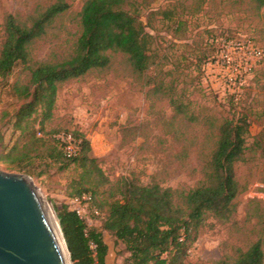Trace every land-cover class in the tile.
I'll use <instances>...</instances> for the list:
<instances>
[{
  "label": "rangeland",
  "instance_id": "1",
  "mask_svg": "<svg viewBox=\"0 0 264 264\" xmlns=\"http://www.w3.org/2000/svg\"><path fill=\"white\" fill-rule=\"evenodd\" d=\"M87 1L0 0V52L7 16L25 23L58 2L69 6L32 45L30 63L17 64L8 78L0 79V153L19 140L14 113L21 103L14 85L29 82V66L62 62L74 54ZM139 1L136 12L153 36L148 73L134 74L126 56L113 54L108 69L93 70L61 88L46 128L84 134L91 155L111 181L126 176L141 185L171 188L176 205L182 206V194L207 181L220 125L246 119L250 124L246 161L236 168L246 189L236 198L237 212L228 222L207 214L186 259L198 264L234 262L240 251L258 240L264 249V225L259 220L264 213V154L254 146L264 132V63L256 60L252 68L241 64L244 80L235 104L228 103V79L235 72L209 63L218 55L214 56L213 40L220 36L230 38L219 39L220 49L228 41L227 52L237 57L249 56V50L244 48L240 56L230 45L246 47L255 40L258 47L264 46V6L257 11V0ZM178 107L185 113L178 114ZM18 142L22 147L24 140ZM60 166L38 159L30 166L32 173L17 172L3 163L0 170L30 176L58 216L56 207L68 206L78 186L74 180L81 173L75 164L64 170ZM105 190H98V203L108 199ZM102 222L90 217L88 229L100 230ZM104 240L114 264H124V245L108 232Z\"/></svg>",
  "mask_w": 264,
  "mask_h": 264
},
{
  "label": "trees",
  "instance_id": "2",
  "mask_svg": "<svg viewBox=\"0 0 264 264\" xmlns=\"http://www.w3.org/2000/svg\"><path fill=\"white\" fill-rule=\"evenodd\" d=\"M145 1V0H143ZM257 11L264 0H257ZM139 0H88L81 13L82 32L74 54L58 63H37L29 66L30 80L17 82L14 92L21 103L14 113V132L19 140L5 153H0V163L23 173H32L35 160H50L59 164L60 170L75 164L81 173L74 180L77 188L71 199L84 195L90 197V207H95L102 218L100 230L88 229L68 204L56 207L63 233L74 264H107L109 253L104 234H112L116 242L124 245V264H198L186 259L196 241L199 229L207 214L221 222L230 221L237 212L236 198L245 191L236 168L244 163L247 151L246 137L250 124L246 119L225 120L219 127V140L212 153L205 184L182 194V206L175 203L176 193L158 184L141 185L122 176L111 181L106 172L91 155V144L82 133L69 130H47L54 113L56 99L64 85L84 77L93 70H105L111 65L113 54L127 57L134 74L144 76L152 66L150 48L153 36L137 14ZM65 3H56L45 11L20 23L12 15L5 20V38L0 52V79L8 78L17 64L28 65L31 48L55 18L67 11ZM220 36L213 40L215 54L220 51ZM232 39V38H231ZM257 45L258 42H253ZM264 50V46H260ZM204 60L203 68L211 60ZM264 63V61H263ZM238 97L229 96L228 103L235 104ZM174 105V104H173ZM178 114L185 112L178 107ZM71 135L76 152L68 156L63 136ZM264 154V132L254 142ZM107 187L108 199L98 203V190ZM259 220L264 225V213ZM87 230V234H86ZM96 245L97 260L90 249ZM216 264H264L262 240L240 251L234 262Z\"/></svg>",
  "mask_w": 264,
  "mask_h": 264
},
{
  "label": "water",
  "instance_id": "3",
  "mask_svg": "<svg viewBox=\"0 0 264 264\" xmlns=\"http://www.w3.org/2000/svg\"><path fill=\"white\" fill-rule=\"evenodd\" d=\"M0 264H74L60 220L32 178L2 170Z\"/></svg>",
  "mask_w": 264,
  "mask_h": 264
},
{
  "label": "built area",
  "instance_id": "4",
  "mask_svg": "<svg viewBox=\"0 0 264 264\" xmlns=\"http://www.w3.org/2000/svg\"><path fill=\"white\" fill-rule=\"evenodd\" d=\"M227 43L229 42L227 41ZM227 43L223 41L222 44L223 46L221 45L222 47L220 49V52L218 53V55L215 56L214 60L209 63V65L215 68L233 69L235 74L233 77H229L228 79L230 83V85H228V90L231 95L238 97L239 90L242 87L241 84L244 80V75L241 72L242 70L241 64L244 63L245 67L248 66V68H252V64H254L256 60H260L261 62L264 61V50L250 41L247 42L246 47L237 46L236 48H231L230 45V49L235 50L234 54H238L240 56L243 53L244 48L249 50L250 53L249 56L245 55L242 58V57L230 55L227 52V45H226ZM62 140L67 143L66 151L68 156L74 155L76 152L75 149L76 142L72 138V136L71 135L63 136ZM89 201H90V197L84 195L79 198L71 199L69 202L71 208L76 212L77 216L87 224V226L89 224L90 217L92 218V216L94 217L100 216L99 211L95 207L93 208L90 207ZM86 234H87V230H86ZM90 249L93 252V256L95 260H97L96 245L93 242H90Z\"/></svg>",
  "mask_w": 264,
  "mask_h": 264
},
{
  "label": "crops",
  "instance_id": "5",
  "mask_svg": "<svg viewBox=\"0 0 264 264\" xmlns=\"http://www.w3.org/2000/svg\"><path fill=\"white\" fill-rule=\"evenodd\" d=\"M110 257L111 255H110V248H109V253L107 255L106 261H107V264H114V260H112Z\"/></svg>",
  "mask_w": 264,
  "mask_h": 264
}]
</instances>
